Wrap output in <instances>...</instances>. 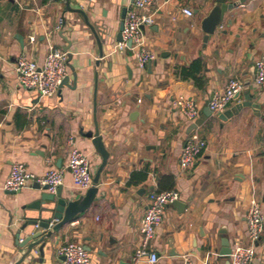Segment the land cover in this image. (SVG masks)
<instances>
[{"label": "crops", "instance_id": "crops-1", "mask_svg": "<svg viewBox=\"0 0 264 264\" xmlns=\"http://www.w3.org/2000/svg\"><path fill=\"white\" fill-rule=\"evenodd\" d=\"M216 2L157 0L155 23L145 28L156 58L149 71V65L141 70L131 53L113 52L122 11L131 0H71L105 41L96 114L110 158L98 186L100 201L55 234L43 254L37 248L21 264H62L57 249L66 241L90 248L91 264H153L134 260L141 246L140 222L150 194L172 189L186 208L167 207L151 244L159 256L154 264H184L186 257L193 264H227L229 256H219L223 237L232 248L248 244L245 218L254 193L264 212V91L254 86L255 62L264 57V0H247L235 10L237 21L230 26L235 12L226 15L205 42L202 22ZM183 8L194 16L187 17ZM52 45L69 49L70 82L54 97H40L19 85L16 59L25 54L43 63ZM97 57L92 31L80 14L67 10L65 0H0V264L14 261L20 226L26 217L37 216L29 208L37 192L4 190L14 164L23 163L36 176L66 169L70 146L88 156L94 175L102 163L92 140L82 135L94 130ZM181 69L190 74L179 75ZM234 78L257 95L259 106L234 116L245 101V88L224 112L231 118L208 119L198 129L207 150L195 168L183 171L179 159L194 131L175 102L192 99L202 115ZM62 188L72 200L86 193L74 185L70 171ZM255 257L254 264H264V233Z\"/></svg>", "mask_w": 264, "mask_h": 264}, {"label": "built area", "instance_id": "built-area-1", "mask_svg": "<svg viewBox=\"0 0 264 264\" xmlns=\"http://www.w3.org/2000/svg\"><path fill=\"white\" fill-rule=\"evenodd\" d=\"M156 2L157 0H134L128 7L123 20L124 28L121 32V41H118L113 48V52L122 55L131 53L141 70H145L156 59L148 49L145 34V28L155 23L152 8ZM182 12L187 17L194 16V12L189 8H183ZM60 24V26H64L62 20ZM16 61L19 85L28 91L37 92L40 97H54L69 74V53L55 45L50 46L43 63L31 59L25 54L19 56ZM255 73L254 86L264 91V57L255 62ZM245 88L246 85L240 78L231 79L224 89L219 94H215L208 103L213 117L224 113ZM175 105L181 112H184L190 124H194L200 118V108L194 100L182 96L175 102ZM205 150H207V141L199 134L198 130L194 131L183 146L179 167L183 171L195 168ZM68 171H70L73 183L77 188L82 191L90 189L94 177L90 160L84 152L70 146L66 169L50 168L44 175L36 176L28 171L23 163L14 164L5 180L4 190L17 194L28 181H31L48 187L51 193H56L57 188L63 185ZM178 200L179 193L173 189L150 194L146 213L140 222L141 246L134 257L136 262L143 259H147L149 263L153 264L159 262V256L152 249L151 244L156 238L157 228L162 224L167 207ZM249 202L245 218L247 220L248 244L238 243L232 248V253L229 256L230 264H254L256 246L264 233L262 202L256 193L252 195ZM57 256L61 259L62 264H91L89 252L84 245L78 242L66 241L59 245ZM184 264H193V262L186 257Z\"/></svg>", "mask_w": 264, "mask_h": 264}, {"label": "water", "instance_id": "water-1", "mask_svg": "<svg viewBox=\"0 0 264 264\" xmlns=\"http://www.w3.org/2000/svg\"><path fill=\"white\" fill-rule=\"evenodd\" d=\"M216 5L210 11V13L203 19L202 22V31L205 34V42H208L212 36H215L218 32V27L221 26L225 21V16L234 13L242 4H244L247 0H238L233 3H226L225 0H216ZM134 0H131L133 3ZM71 4V0H65V5L67 10L70 12L78 13L82 16L84 23L90 28L92 31L95 40L98 43V57L95 64V89H94V130L88 132L86 134L82 133L84 138L92 140V145L99 153L102 158V163L98 168L97 173L93 177V183L90 189L86 191V193L81 194L75 200L70 199V194H65L62 186L57 188L56 193L49 192L48 187L41 186L40 184L33 183L28 181L25 187H30L35 192L38 193L36 196V201L29 207L33 209L37 216L34 217H26V224L21 225L18 233H17V245L20 248V253L16 256L14 261L11 264H21V262L27 258L30 254H32L33 250L40 251L41 254L44 253L47 242L53 238L55 234L60 232L65 226L73 223L75 219L83 214L89 212L93 205L100 201L101 196L99 195V184L101 180L102 172L104 168L108 164V160L110 158V152L107 150L105 143L103 141V136L101 135L99 123H98V114L97 113V104H98V86H99V69L102 68L103 58H104V50L103 45L105 41L100 39L97 28L91 23L87 14L81 10L73 8ZM127 7H125L122 11L121 15V28L120 32L117 36V40L121 41V32L124 28V18L127 12ZM238 13L235 12L232 16L234 20L228 21V24L231 26L237 21ZM224 35L226 33H223ZM65 32L61 31L59 36L62 37L65 41L67 39L64 37ZM22 43V41L20 40ZM68 42V41H67ZM69 43V42H68ZM68 52V47L63 49ZM149 71H151V64L149 65ZM70 82V78L66 77L63 81L60 88L63 86H68ZM76 85V84H75ZM245 101L239 103L235 110H233L234 116H238V114L242 111L243 108H255L259 106V104L254 103L258 98L257 95H254L250 92L249 88H246ZM241 93L237 95V98L240 97ZM213 98V97H212ZM211 98V99H212ZM236 98V99H237ZM204 112L200 115V118L190 126L191 131L198 130L208 119L213 117L212 112L209 110V107L203 110ZM223 120H227L231 118V113H222L218 117ZM173 205L179 209L186 208V204L181 203L180 201H176ZM34 228V229H33ZM23 232H29V234L25 238H21ZM222 248L219 253L220 257H228L232 253V246L230 239L223 237L221 239ZM87 250L90 251V248L87 247ZM227 264H230V261H227Z\"/></svg>", "mask_w": 264, "mask_h": 264}, {"label": "trees", "instance_id": "trees-1", "mask_svg": "<svg viewBox=\"0 0 264 264\" xmlns=\"http://www.w3.org/2000/svg\"><path fill=\"white\" fill-rule=\"evenodd\" d=\"M179 75H183V76H188L190 73H186L184 70L181 69V71L179 72Z\"/></svg>", "mask_w": 264, "mask_h": 264}]
</instances>
